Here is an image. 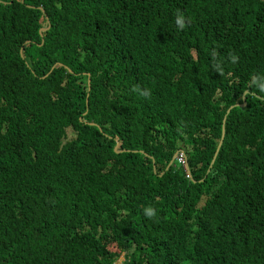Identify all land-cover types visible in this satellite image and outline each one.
Wrapping results in <instances>:
<instances>
[{
    "label": "trees",
    "instance_id": "16d2710c",
    "mask_svg": "<svg viewBox=\"0 0 264 264\" xmlns=\"http://www.w3.org/2000/svg\"><path fill=\"white\" fill-rule=\"evenodd\" d=\"M253 78L264 0H0V264H264Z\"/></svg>",
    "mask_w": 264,
    "mask_h": 264
},
{
    "label": "clouds",
    "instance_id": "9594fccd",
    "mask_svg": "<svg viewBox=\"0 0 264 264\" xmlns=\"http://www.w3.org/2000/svg\"><path fill=\"white\" fill-rule=\"evenodd\" d=\"M183 20H184V17L182 16V15H178L177 16V18H176V23L178 24V25H180L181 27H183ZM253 83H255L256 85H257V87L259 88V90L260 91H262V92H264V82H261L260 80H258V79H256V78H253ZM245 94V93H244ZM226 116V115H225ZM223 122H224V119H223ZM225 124H226V119H225ZM224 132H225V127H224ZM222 134H223V132H222ZM222 137V136H221ZM221 140V139H220ZM223 141H224V139H223ZM222 144H223V142H222ZM177 154V155H176ZM175 155H176V158L174 159V161H173V166L177 169V164H174V162L176 161V160H178L179 161V156L180 155H183L184 156V158H185V161H186V165H184V168H185V171L187 172V170H186V166H187V158H186V156H185V153L183 152V151H179V153H176ZM146 156H148V154H146ZM152 159H153V163L155 164V160H154V158L153 157H151ZM155 167V166H154ZM183 168V169H184ZM178 170H180V169H178ZM189 178H190V175H189ZM145 215L146 216H148V217H151V216H153V215H155V213H154V211H153V209L151 208V207H149V208H146L145 209Z\"/></svg>",
    "mask_w": 264,
    "mask_h": 264
},
{
    "label": "water",
    "instance_id": "95a60500",
    "mask_svg": "<svg viewBox=\"0 0 264 264\" xmlns=\"http://www.w3.org/2000/svg\"><path fill=\"white\" fill-rule=\"evenodd\" d=\"M246 94H247V92H245L244 95H246ZM243 100H244V103H243L241 106L244 108L245 105H246V103H245V96H243ZM232 108H233V106H231V107L228 109L227 112H229ZM225 119H226V116L224 117V122H223V134H222L221 140H220V142H219V146H218V149H217V151H216V154H218V151H219L220 146L222 145V142H223V139H224V134H225V133H224ZM117 145H118V144H117ZM176 155H177V154H176ZM176 155H174L172 161L169 163L168 168L173 164V161H174V159L176 158ZM216 156H217V155H215L214 159L216 158ZM214 159H213V162H214ZM213 162H212V163H213ZM186 170H187L188 174L190 175V170H189V165H188V163H187V166H186ZM190 179H191V177H190ZM191 180H192V179H191Z\"/></svg>",
    "mask_w": 264,
    "mask_h": 264
},
{
    "label": "rangeland",
    "instance_id": "374dc122",
    "mask_svg": "<svg viewBox=\"0 0 264 264\" xmlns=\"http://www.w3.org/2000/svg\"><path fill=\"white\" fill-rule=\"evenodd\" d=\"M68 135H69V139L74 137V133L72 129L68 130ZM124 261V254L122 255V257L119 259L118 263L121 264Z\"/></svg>",
    "mask_w": 264,
    "mask_h": 264
},
{
    "label": "built area",
    "instance_id": "2783aa9c",
    "mask_svg": "<svg viewBox=\"0 0 264 264\" xmlns=\"http://www.w3.org/2000/svg\"><path fill=\"white\" fill-rule=\"evenodd\" d=\"M179 162L182 163L183 165H186V161L183 155L179 156Z\"/></svg>",
    "mask_w": 264,
    "mask_h": 264
},
{
    "label": "flooded vegetation",
    "instance_id": "af4514ba",
    "mask_svg": "<svg viewBox=\"0 0 264 264\" xmlns=\"http://www.w3.org/2000/svg\"><path fill=\"white\" fill-rule=\"evenodd\" d=\"M262 97V96H261ZM263 99H264V97H263Z\"/></svg>",
    "mask_w": 264,
    "mask_h": 264
}]
</instances>
